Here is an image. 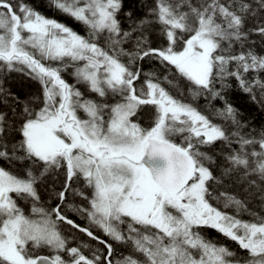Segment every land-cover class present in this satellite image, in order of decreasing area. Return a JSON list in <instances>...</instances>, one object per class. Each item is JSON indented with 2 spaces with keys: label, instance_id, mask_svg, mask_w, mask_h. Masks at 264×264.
Segmentation results:
<instances>
[{
  "label": "snow or ice",
  "instance_id": "6c2138e0",
  "mask_svg": "<svg viewBox=\"0 0 264 264\" xmlns=\"http://www.w3.org/2000/svg\"><path fill=\"white\" fill-rule=\"evenodd\" d=\"M49 2L87 35L0 0V264H264V215L220 191L264 192V131L223 94L234 79L264 103V0H149L139 16L123 0ZM11 73L38 92L6 90Z\"/></svg>",
  "mask_w": 264,
  "mask_h": 264
},
{
  "label": "trees",
  "instance_id": "16d2710c",
  "mask_svg": "<svg viewBox=\"0 0 264 264\" xmlns=\"http://www.w3.org/2000/svg\"><path fill=\"white\" fill-rule=\"evenodd\" d=\"M24 3L28 4L30 7L38 11L40 14L57 20L59 23L65 24L66 26L72 28L74 31L81 35H87L85 26L67 16L66 14L58 11L54 7L51 6L49 0H23ZM149 2V0H123V9L124 12L129 10L134 11L135 16H139L146 9L142 6L144 3ZM120 19L122 22V26L127 29L132 20H129L123 14H120ZM257 46L254 48V51H257L260 54H264V45H261L259 41L256 42ZM142 68L144 72H156L159 74L163 71L158 61L155 60H145L142 62ZM255 75V74H252ZM251 78V77H250ZM3 87L9 92L19 95L22 98L27 97L29 94H35L38 92L39 85L37 82L28 79L26 76L20 73H11L7 76L3 77ZM66 79L69 82H73L71 77H67ZM179 84L180 90L183 91L185 89V84L181 81H177ZM229 87L224 90V96L228 100L230 104L233 105L235 109H237L238 119L241 120L242 124L246 126V131L248 132H260L264 131V103H261L259 99L253 100L250 93H245L238 85V83L232 79L228 81ZM257 96L259 97V91L257 90ZM198 106L202 111L211 112L213 108H220L223 106V101L217 100L211 102L209 104L203 99L198 101ZM5 110H7L5 108ZM216 123H222L216 117H213ZM225 126H227V122ZM61 175L60 176H51L47 180V187H42L41 192L44 197L48 198L49 193L53 188L59 189L61 186ZM220 191H225L237 197L238 199L245 200L251 211L260 213L264 215V192H260L258 188L252 187L249 188V185L243 181V179L236 181L235 184L229 183L225 185L224 188L220 189ZM70 202L79 203L78 199L73 200L69 197ZM57 201L53 198L51 200L52 205L54 206ZM214 203H216L214 201ZM218 207L223 209V204H217ZM27 211V209H26ZM67 211V210H66ZM226 211L235 214V209H226ZM72 218L77 220V217L74 213H68ZM239 218L244 220H251L253 217L248 212H241L239 214ZM204 234L208 239L215 241L218 244H225L229 246V240L225 239L221 234L211 229H204ZM81 239H85L86 241H90L86 236L81 237ZM84 240V241H85ZM92 242V241H91ZM99 247H101L99 245ZM119 251H126L118 247Z\"/></svg>",
  "mask_w": 264,
  "mask_h": 264
},
{
  "label": "flooded vegetation",
  "instance_id": "af4514ba",
  "mask_svg": "<svg viewBox=\"0 0 264 264\" xmlns=\"http://www.w3.org/2000/svg\"><path fill=\"white\" fill-rule=\"evenodd\" d=\"M79 201V200H78ZM77 222L78 223H81V224H84L85 222L83 221V220H81V219H79L78 217H77ZM214 231V230H213ZM203 234H204V230H203ZM205 235V234H204ZM206 237V236H205ZM207 238V237H206ZM85 240V239H84ZM85 242H87V243H90L92 246H94V247H99V245H97L96 244V242L95 241H86L85 240ZM228 244H229V248L231 249V250H233V251H236V252H238V254H240L239 253V249H238V247H237V245L234 243V242H232V241H230L229 240V242H228Z\"/></svg>",
  "mask_w": 264,
  "mask_h": 264
},
{
  "label": "rangeland",
  "instance_id": "374dc122",
  "mask_svg": "<svg viewBox=\"0 0 264 264\" xmlns=\"http://www.w3.org/2000/svg\"><path fill=\"white\" fill-rule=\"evenodd\" d=\"M10 75V74H9ZM61 178H62V180H63V176L61 175Z\"/></svg>",
  "mask_w": 264,
  "mask_h": 264
}]
</instances>
